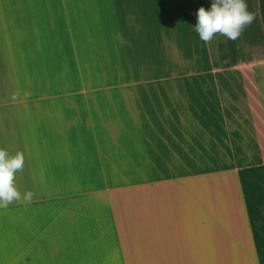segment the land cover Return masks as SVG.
Segmentation results:
<instances>
[{
  "label": "crops",
  "instance_id": "1",
  "mask_svg": "<svg viewBox=\"0 0 264 264\" xmlns=\"http://www.w3.org/2000/svg\"><path fill=\"white\" fill-rule=\"evenodd\" d=\"M211 0H0V264H264V30Z\"/></svg>",
  "mask_w": 264,
  "mask_h": 264
},
{
  "label": "clouds",
  "instance_id": "2",
  "mask_svg": "<svg viewBox=\"0 0 264 264\" xmlns=\"http://www.w3.org/2000/svg\"><path fill=\"white\" fill-rule=\"evenodd\" d=\"M196 17L195 31L201 41L209 43L216 34L237 40L245 27L252 23L255 14L247 11L245 0H211L210 9L198 8ZM24 162L22 152L13 156L0 149V208H6L14 201L32 202L35 193L27 191L22 194L15 185V174L23 170Z\"/></svg>",
  "mask_w": 264,
  "mask_h": 264
},
{
  "label": "trees",
  "instance_id": "3",
  "mask_svg": "<svg viewBox=\"0 0 264 264\" xmlns=\"http://www.w3.org/2000/svg\"><path fill=\"white\" fill-rule=\"evenodd\" d=\"M260 19L264 30V0H258Z\"/></svg>",
  "mask_w": 264,
  "mask_h": 264
}]
</instances>
